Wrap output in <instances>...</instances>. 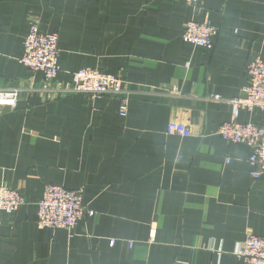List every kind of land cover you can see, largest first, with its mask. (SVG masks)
Returning <instances> with one entry per match:
<instances>
[{
	"label": "crops",
	"instance_id": "0c3cea01",
	"mask_svg": "<svg viewBox=\"0 0 264 264\" xmlns=\"http://www.w3.org/2000/svg\"><path fill=\"white\" fill-rule=\"evenodd\" d=\"M191 20L219 28L212 49L183 40ZM32 21L59 36L56 83L93 67L134 93L125 117L115 97L42 90L0 110V184L26 199L0 213V264H249L234 251L264 236V174L218 134L232 106L211 96H240L264 60V0H0V88L43 85L20 62ZM239 119L264 126V110ZM49 184L84 188L94 214L73 232L39 226Z\"/></svg>",
	"mask_w": 264,
	"mask_h": 264
},
{
	"label": "built area",
	"instance_id": "2783aa9c",
	"mask_svg": "<svg viewBox=\"0 0 264 264\" xmlns=\"http://www.w3.org/2000/svg\"><path fill=\"white\" fill-rule=\"evenodd\" d=\"M197 5L201 0H186ZM219 28L209 22L191 20L183 30V40L203 48L212 49ZM57 33L44 32L37 21H32L24 40V51L20 62L32 71L44 74L40 88L2 87L0 88V110L12 109L25 90H42L48 95H69L81 93L91 98L111 96L120 102L119 114L128 115L131 95L134 91L129 83L114 74L98 68L85 67L73 73L72 84L64 86L56 83L61 71L59 64L60 50ZM246 85L237 98L225 100L221 96H211L214 100L227 101L232 106V116L218 128V134L226 142L246 144L251 148L250 165L252 176L259 178L264 174V126L239 119L242 110L253 113L264 110V60L255 55L249 59L245 68ZM210 98V99H211ZM169 134L185 136L184 125L171 122ZM26 204L24 195L17 189L0 184V213H14ZM84 200V188L68 189L61 185L49 184L44 188L43 196L38 202L37 222L44 228L66 229L73 232L80 220L92 216ZM154 241V236H151ZM115 243V239H111ZM130 247L134 242H129ZM234 254L249 264H264V236L246 234Z\"/></svg>",
	"mask_w": 264,
	"mask_h": 264
}]
</instances>
